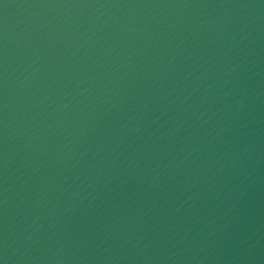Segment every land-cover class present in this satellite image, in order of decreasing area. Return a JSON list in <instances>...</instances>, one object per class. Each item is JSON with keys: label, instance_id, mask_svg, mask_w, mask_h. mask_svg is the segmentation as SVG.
<instances>
[{"label": "water", "instance_id": "95a60500", "mask_svg": "<svg viewBox=\"0 0 264 264\" xmlns=\"http://www.w3.org/2000/svg\"><path fill=\"white\" fill-rule=\"evenodd\" d=\"M0 264H264V0H0Z\"/></svg>", "mask_w": 264, "mask_h": 264}]
</instances>
